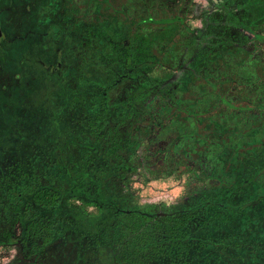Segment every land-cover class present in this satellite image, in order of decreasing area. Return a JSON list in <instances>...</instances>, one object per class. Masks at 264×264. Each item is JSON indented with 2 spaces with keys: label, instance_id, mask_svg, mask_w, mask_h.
<instances>
[{
  "label": "trees",
  "instance_id": "trees-1",
  "mask_svg": "<svg viewBox=\"0 0 264 264\" xmlns=\"http://www.w3.org/2000/svg\"><path fill=\"white\" fill-rule=\"evenodd\" d=\"M168 41L162 40L161 45ZM151 43L145 39L146 52H152ZM217 90L211 95L213 107L195 112L204 142L221 143L219 138L229 129L224 120L227 111L235 110L233 104L224 103V92ZM189 96L200 98V91L194 89ZM62 99L54 107L45 108L43 103V118L35 122L15 115L22 110L19 106L11 114L18 118L15 124L9 115L0 117V245L14 241L24 257L39 258L60 242L64 247L77 244L72 247L77 259L96 257L85 264H264V204L260 200L264 182L254 185L260 189L249 199V189L222 178L223 171L235 174L231 163L235 146L228 145L222 154L216 186L200 191L188 211L155 215L148 222L147 214L132 205L131 194L119 196L115 184L116 177L131 170L126 157L134 153L139 135L130 130L114 132L109 141L113 145L102 155L94 144L99 130L108 125L107 107L102 103L100 110L85 111L73 96L62 95ZM220 106L225 110L218 113ZM120 119L124 121L126 115ZM79 129L95 132L94 143H86ZM69 145L90 152L85 156L81 151L84 156L79 160L70 154V165L61 164V148ZM35 157L42 159L45 174L61 170L68 183L60 187L51 180L36 179ZM261 171L264 164L255 174ZM89 206L96 212L84 210ZM190 218H196V225L188 222ZM105 252L111 255L108 262L98 259Z\"/></svg>",
  "mask_w": 264,
  "mask_h": 264
},
{
  "label": "flooded vegetation",
  "instance_id": "flooded-vegetation-1",
  "mask_svg": "<svg viewBox=\"0 0 264 264\" xmlns=\"http://www.w3.org/2000/svg\"><path fill=\"white\" fill-rule=\"evenodd\" d=\"M157 1L0 0V75L2 76L0 77L2 80L0 84V112L2 113L0 115L8 113L9 110L14 113L17 104H22L24 100L29 99L31 94L28 93L30 92L36 91V96L42 91L44 93L45 90V95L50 93L53 85L58 86L59 91H62L66 96H73L74 100L75 98L81 99V90L67 87L69 85L67 83L69 81L68 74L62 73L60 75V69L65 68L66 64L71 69L93 70L92 72H96V80L98 78L99 81H103V77V82L109 80L110 84L107 87L110 88L118 86L124 81L136 82L134 86L139 88L138 82H140V77L144 76L146 62L154 61L155 64L160 65L151 56L152 53L146 54L148 59L145 57V38L143 33L138 31L144 24H151L154 21V13H158L161 9L160 6H157ZM263 1L253 2L254 4L259 2V6L254 8L257 17L249 13L246 15L247 22L253 23L256 19L261 18L260 15L264 14ZM129 3L133 5L131 9L128 8ZM222 4L203 8V14L199 17V27H196L198 29L193 30L188 27L185 20L181 23L184 31L188 33L185 37L189 38L190 41H195L197 34L203 35L204 33H207L205 38L209 39L217 33L219 34V31L223 32L224 28H230L229 30L233 33L232 38H228V42L224 35H221L215 43L217 46H228V49L216 51L218 55L222 56L219 62L233 65L234 71L238 74H234L236 77H232L230 80L226 79L228 81L226 87L229 88L232 97L224 102L233 104L235 108V110L227 111V116L224 119L226 127H230L228 131L233 135L227 136L226 134L221 138L222 141L226 142L225 140H227L228 143L223 146L219 144L220 147L222 146L220 149H217L216 144L214 148L212 147L211 143L213 144L214 141L204 142V138L198 132L200 121L198 116H195V112L204 109L206 97L197 98L193 96L191 100L181 101L182 99H180L178 102L175 100L174 104H171L170 101L169 104L163 102L158 108L159 110L151 108L146 113L144 110L146 104L139 108L130 98L120 104L126 110L123 111L122 115H126V121L131 116L134 118L137 116L138 120L135 127L131 128L126 123V129L130 130L132 134L139 135L137 150L143 151V159L146 161H150V159L153 161L161 160L165 163L163 168H167L172 162L174 163V158L179 161L189 160V162H193L192 159L195 157L198 158V161L204 160L211 172H214V170L218 171L222 167V154L225 153L226 147L233 145L236 147L237 153L234 157L235 174L242 173L243 170L255 174L256 169L264 164V115L257 114V110L264 111V63L259 62L256 58L257 51L254 48V43L247 40L249 37L239 30L241 29L239 24H244L241 18L242 12L237 14V11L233 18L225 14L220 16L216 12H223L224 5ZM157 7L160 9L156 10ZM212 13H216V15H212ZM140 14L143 15L140 17L142 19L135 21L134 16ZM161 18L166 19L170 24L179 17L161 16ZM221 19L229 22L220 23ZM150 20L152 21L150 22ZM128 27L130 30L126 36L127 32L123 33V31ZM164 31L166 32H160L158 36L167 35L171 40L169 46L172 48L167 53L162 52V54L179 53L177 52L178 48H173V45L180 34H176L170 29ZM69 39L74 40L73 43ZM208 44L209 47H202L200 55L195 54L193 60L187 61L185 66L173 68V66L167 65L166 69L170 72L173 70V72H177L182 69V71L190 73L191 77L194 76L191 81L175 79L172 81L171 85L173 86L169 91H174L176 87H179L177 90L184 96H189L192 90L201 87V70L196 66L203 65L205 61H210L209 53L213 51L214 44ZM246 45L250 47H246ZM165 49L161 48V51ZM26 51L29 52L28 54L31 53V58L34 59L37 58L47 63L55 60L57 69L54 73L55 77L51 80V85L48 82L45 85L46 89L41 75L29 73L27 78L34 83L40 80L43 86L36 90L29 88L27 94L22 96L27 91L24 86L25 81L16 83L17 73L14 74V78L11 77L8 80L6 72L12 70L10 67L15 66L13 62L23 58ZM240 53L242 54L241 57H235L236 54L240 55ZM227 55H233L231 59L233 64H229V59L223 58ZM173 60L181 61L175 56ZM240 72L243 74L241 75ZM224 79L218 81L214 88L224 85ZM96 80L92 81L93 87H98ZM77 84L78 86L79 84L83 85L80 79H78ZM196 85L198 87H194ZM203 92L202 94H207ZM105 94L106 92H102V97H105ZM217 94L222 97L221 93ZM7 98H9V102ZM212 100L215 102L214 98ZM76 103L82 110H85L87 104H90L91 107L96 105V103L92 105L87 97ZM102 103L111 113L112 109L111 105H108V101L102 100L99 102V106ZM5 105L8 108H5ZM163 107L164 110H161ZM222 107L224 106H220V109H223ZM188 108L189 110H187ZM144 113L146 117H144ZM141 115L142 118L139 119ZM233 119L234 122H231ZM145 121H151V123H144ZM245 151L247 156L243 157ZM238 156L239 160L244 161L236 163ZM205 164H200V168H205ZM187 170L185 173H191ZM161 176V174H157L153 175V178L157 180ZM247 180L249 179L242 180V182H247Z\"/></svg>",
  "mask_w": 264,
  "mask_h": 264
},
{
  "label": "rangeland",
  "instance_id": "rangeland-1",
  "mask_svg": "<svg viewBox=\"0 0 264 264\" xmlns=\"http://www.w3.org/2000/svg\"><path fill=\"white\" fill-rule=\"evenodd\" d=\"M194 1L198 7L202 6L206 7L208 6H218L219 4H231V5H237L239 6L238 13L240 11L241 5L244 3V1L247 0H158L157 6H160V8H156V10H159L158 13H154V22L155 23H146L143 26L139 28L138 31L140 33H143L144 38L151 40L152 45H150L152 48H150L149 51H152L151 53L154 56V58L160 63V65H157L154 63V61H147L145 64L146 71L144 73L143 77H140L139 88H136L134 86V83L136 82H130V81H124V83L114 86V87H107L109 83V80L99 81L95 79V73L92 72L93 70H83V69H71L67 64L65 65V68L60 69V75L68 74V82L70 89H78L81 90V99L75 98L76 102H79L82 100V98H88L90 99V102L93 104L96 103L95 106H92L90 104H87L85 107V111L87 109L89 110H100L99 102L102 100L108 101V105H111V113L108 115V125L105 126L102 130H99L98 136L99 139L97 142H95L94 145H97L98 150L102 152V155H106L107 149H109L113 144L109 141L112 138L113 133L115 132L116 135H119L121 132H123L126 129V123L131 126V128L136 125V122L138 120L137 116L134 118L131 116L129 119L124 120L120 119L123 111H126L122 104L126 100L130 99L140 107L145 105V113L153 108V110H157L163 102H167L169 104V101L171 104H174V101L178 102L180 99L181 101L185 100H191L192 96H184L179 90H177L179 87H176L174 91L171 90L172 81L175 79H181V80H189L194 77H191V74L185 71H182V69L178 70L177 72L168 71L166 67L167 65L173 66V68H177L178 66H185L186 62L189 60H193V57H195V54H199L202 52V47H209L208 43H212L213 45V51L209 53L210 61H205L203 65L196 66V68H199L201 71V77L202 82H200L201 87L198 89L200 91V94L205 90L203 93L205 96V105L203 110H207L210 106L213 107L214 100H212V93L214 94V90L219 89L224 92L226 100L231 99L232 93L229 91V88L226 87V83L229 80L228 78L232 79V76H225L230 75L232 72L233 74H237V72L234 71L233 65L223 64L219 62L222 58L221 55H218L216 53L217 50L222 51L224 48V45L217 46L215 43L218 40V37L221 35H224L225 39H227V42L229 41L228 38H232V32L229 30L230 28H224L225 30L223 32L219 31V34L217 33L213 37H210L209 39L205 38V35L207 33H204L203 35L197 34L196 40L190 41L189 38L185 37L187 36V32L183 29V21L187 12H197V9H192L189 7V5ZM253 1V0H250ZM222 4V5H223ZM133 5L131 3L128 4V8L131 9ZM131 13V11H130ZM218 15L224 14L223 12H216ZM216 15V14H215ZM143 15L134 16L135 21L137 19H142ZM161 16H174L179 17L182 19H177L176 21L172 23L162 22L160 21ZM245 18V17H244ZM134 21V22H135ZM158 22V23H157ZM182 22V23H181ZM187 25V24H186ZM182 26V27H181ZM188 27H199V21H188ZM130 27L126 28L123 33L127 32L126 36L129 34ZM170 29L172 32L175 31L176 34H180V37L177 38L175 41V44L173 45V48H178L179 53H173V55L168 54H162V52L167 53L172 46L170 45V41L167 42L166 46L161 45V41L164 39H169L167 35L161 34L158 36L160 32H166L164 30ZM228 29V30H226ZM122 33V35H123ZM125 36V37H126ZM154 39V40H153ZM248 40V38H247ZM71 43H73L74 40L69 39ZM208 42V43H206ZM208 44V45H207ZM177 45V47L175 46ZM164 46V47H163ZM186 46H188L186 48ZM232 46V45H231ZM257 48L255 49L257 51L256 58L259 62L264 63V44H256ZM166 48L164 51H161V48ZM217 47V48H216ZM233 47V46H232ZM246 47H250L249 45H246ZM255 47V44H254ZM203 48V49H204ZM173 52H176L173 50ZM26 51L24 53L23 58L21 57L19 60L13 62L15 66L10 67L12 70L9 72H6L7 79L8 78H14V74L16 75V83L17 82H24L25 81V87L27 91L22 94H27L29 88L37 89L38 87H42L41 81L38 80L36 83H34L32 80L27 78L29 76V73L37 74L42 76V81H44V87L46 89V84L48 82L49 85H51V80L54 78V73H56L57 65L55 64L56 61L52 62H44L40 59H34L31 58V53ZM150 52L145 53V57L148 59L146 54ZM242 53V52H241ZM236 54L235 57H241V54ZM177 54V56H176ZM174 56L177 57V59H181L180 62L174 61ZM35 57V56H34ZM224 59H229V64H233L231 59L233 58V55H227L223 57ZM162 63V64H161ZM189 64V63H188ZM193 65V64H190ZM104 72V70H102ZM198 71V70H197ZM224 73L221 75V73ZM242 75L243 73L240 72ZM133 76L135 74H132ZM238 75V74H237ZM9 76V77H8ZM225 76V77H224ZM0 77H2L0 75ZM236 77V76H233ZM264 77V76H263ZM225 78V79H224ZM78 79H80V82L82 84H77ZM221 79H224L223 82L224 85L219 86L217 88H214V86L220 81ZM227 79V80H226ZM9 80V79H8ZM98 81V84L93 87L92 81ZM240 80V79H239ZM28 83H27V82ZM241 81V80H240ZM2 80L0 79V84ZM89 82V84H87ZM7 85V84H6ZM93 85V86H92ZM50 94L45 95L44 93L46 90L42 91L41 94L36 96V91L30 92L28 94H31L29 99L26 101L24 100L22 104H17V106L21 107L22 110L17 112L15 115H22L25 119H27L30 122H35L34 120L37 118H43V103L46 107H54L56 105L57 101H62V95L66 96L62 91H59L58 86L53 85ZM212 86V87H211ZM194 87H198L197 85ZM223 89H222V88ZM197 89V88H195ZM18 90V89H17ZM177 90V91H176ZM217 90V91H219ZM102 92H106L105 97H102ZM176 92V94H175ZM14 96V93H13ZM180 96V97H179ZM67 96V98H69ZM80 97V96H79ZM178 97V98H177ZM2 98V97H1ZM93 99V101H92ZM8 102L10 101L9 98H7ZM2 101V99H1ZM154 102V103H153ZM6 103V102H5ZM1 104V103H0ZM13 104V102H11ZM8 105V104H7ZM9 106H12L9 104ZM5 108H8V106H4ZM58 107V105H57ZM1 108V107H0ZM224 109V107H222ZM223 109H221L218 113L222 112ZM159 110V109H158ZM164 110V107L161 109ZM225 110V109H224ZM257 110V109H256ZM55 111V110H54ZM163 112V111H160ZM2 113V112H0ZM12 111L9 110L8 113L0 115V117L4 116H10L13 118L14 124L17 122L18 118H15V115L12 116ZM19 113V114H18ZM144 113V117H146ZM207 113L204 112V115ZM257 114L264 115V111L257 110ZM161 115V114H159ZM142 118V115L139 117V119ZM33 120V121H32ZM147 120V119H146ZM234 122V119L233 121ZM1 123V120H0ZM144 123H151V121H145ZM230 129V127H227ZM228 129V130H229ZM78 133L80 136L84 139L86 143L90 142L94 143V134H91L88 130H78ZM228 135L231 134L230 131L227 132ZM221 139V138H219ZM212 140V139H211ZM214 140V139H213ZM212 140V141H213ZM226 142L222 141L221 143H218L217 141H214V143L217 145V149H220ZM224 142V143H223ZM215 144H212V147L214 148ZM219 144L222 146L220 147ZM33 147V146H32ZM34 148V147H33ZM223 149V148H222ZM89 149H82L78 147H72L67 146L65 149L63 147L61 148L60 156L63 159L61 164H68V159L70 158L69 155L71 154V157L79 160V157H83L84 154L88 153ZM81 151L84 153L82 154ZM247 151L249 149L247 148ZM90 152V150H89ZM237 154V153H236ZM143 151L137 150V147H135L134 153L129 157H126V164L130 166L131 170L127 173H124L122 177H116L115 184H116V191L119 193V196H127L128 194H131L132 200L131 203L139 209V211H142L147 214L146 221H151L155 215H163L169 214V215H176L180 214L181 212L188 211L187 209L190 208V205H192L194 202L198 201L199 192L203 190H207L210 188H213L217 184V180L213 177H216L219 175L221 168L218 169V171L211 172V169H209L207 164H205L204 160L198 161V158H193V162H189V160H183L179 161L175 158L174 163L170 164L167 168H163L165 163H163L161 160H155L150 159V161H146L143 158ZM247 156V152L245 151V154L243 157ZM112 159V158H111ZM42 160V159H41ZM38 157H35L32 162V169L33 174H35L36 179L39 178L40 181L49 182L50 180L56 183L60 187H64L65 184L68 183V179L65 178L63 174H61V170L58 171H51L46 172L45 174L43 172V163ZM238 161L243 162L244 160H236V163ZM204 163L206 165L205 168H200V164ZM232 163V168L234 167V162ZM37 165V166H35ZM239 165V164H238ZM240 166V165H239ZM189 169V170H187ZM190 171L191 173H185V171ZM170 173V174H169ZM210 173V174H209ZM161 174L162 176L157 178L155 180L153 178V175ZM169 174V175H168ZM230 172L228 171V175H226V172L223 171L222 178H224L223 181L229 182V181H236L239 182L242 186L245 187L248 190V197L249 199H254L255 194H257V191H259L260 188L255 187V184L263 183L264 182V171L259 172L258 174H255L253 176L252 173L248 172V170H243L242 173H236L234 175H229ZM38 176V177H37ZM253 176V178H250ZM249 179V182H245L242 180ZM251 179V180H250ZM155 181V183H153ZM110 192V191H109ZM113 193V192H112ZM262 204H264V198ZM255 204H259L257 201ZM88 213H95L96 210L94 207L89 206L84 209ZM196 218H190L189 223L193 226L196 225ZM77 244H67L64 247V243L60 242L58 244H55L52 249H47L43 252L41 257L36 258L34 255H31V257H24L20 253V250L18 248V245L14 241H10L5 245H0V264H85L88 261H95V256H88L86 259H77L75 256V251L73 248H76ZM73 247V248H72ZM73 249V250H72ZM111 258V255L109 252H105L99 255L98 259L103 260L104 262H108Z\"/></svg>",
  "mask_w": 264,
  "mask_h": 264
},
{
  "label": "crops",
  "instance_id": "crops-1",
  "mask_svg": "<svg viewBox=\"0 0 264 264\" xmlns=\"http://www.w3.org/2000/svg\"><path fill=\"white\" fill-rule=\"evenodd\" d=\"M255 1L257 2L258 0H253V1L247 0V1H244V3L241 5V8H240L239 12H242L241 18H242L244 24H239V27L241 28L239 30L244 35L249 37L248 40L255 44L254 48L256 49L257 48V46H256L257 43L264 44V14L260 15L261 18L256 19V21L254 20L255 22H253V23L247 22V19H246V15L249 14V13H252L253 15H256L254 8L259 6V4H258L259 2L254 4L253 2H255ZM223 5H224V10H223L224 14L228 15V16H231V18H233V16L238 11V10H235V9H239V6H237V5H231V4H228V3H225ZM208 6H209V1H208ZM189 7L192 8V9L193 8L194 9L200 8V11H199V9H197V12H194V13L187 12L188 14H186L185 17H184L185 23L187 25H188V21L189 20L190 21H200L199 17L203 14L202 10L207 8L206 5L204 7H202V6L198 7V5H196V3H194V1L189 5ZM215 14L216 13H212V15H215ZM256 17H257V15H256ZM220 21H221L220 23L223 22V24L229 22V21H227L225 19H221ZM190 28H192L193 30L198 29L196 27H190ZM179 37L180 36H178V38ZM175 46L177 47V45H175ZM201 96H205V94L201 93L200 97ZM153 183H155V181Z\"/></svg>",
  "mask_w": 264,
  "mask_h": 264
}]
</instances>
